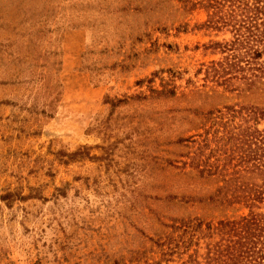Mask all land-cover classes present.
I'll return each mask as SVG.
<instances>
[{"label": "rangeland", "instance_id": "374dc122", "mask_svg": "<svg viewBox=\"0 0 264 264\" xmlns=\"http://www.w3.org/2000/svg\"><path fill=\"white\" fill-rule=\"evenodd\" d=\"M198 1L0 0V264H186L181 220L246 213L187 165L226 107L264 105L206 75L231 33Z\"/></svg>", "mask_w": 264, "mask_h": 264}, {"label": "trees", "instance_id": "16d2710c", "mask_svg": "<svg viewBox=\"0 0 264 264\" xmlns=\"http://www.w3.org/2000/svg\"><path fill=\"white\" fill-rule=\"evenodd\" d=\"M207 10L206 27L228 31L231 39L207 48L223 54L205 73L237 94L264 95V0H199ZM264 105L226 107L211 119L212 126L196 143L187 165L200 176L221 182L209 199L219 206L246 209V213L219 219L180 221L183 231L196 238L197 248L186 264H264ZM212 158V159H211ZM179 226V227H180ZM214 235L217 240L210 241ZM206 238L205 252L198 240ZM188 239V244L191 243Z\"/></svg>", "mask_w": 264, "mask_h": 264}]
</instances>
